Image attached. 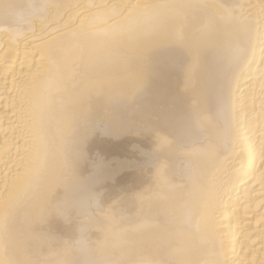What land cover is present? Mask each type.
<instances>
[{"label": "bare ground", "instance_id": "6f19581e", "mask_svg": "<svg viewBox=\"0 0 264 264\" xmlns=\"http://www.w3.org/2000/svg\"><path fill=\"white\" fill-rule=\"evenodd\" d=\"M0 264H264V0H0Z\"/></svg>", "mask_w": 264, "mask_h": 264}, {"label": "rangeland", "instance_id": "374dc122", "mask_svg": "<svg viewBox=\"0 0 264 264\" xmlns=\"http://www.w3.org/2000/svg\"><path fill=\"white\" fill-rule=\"evenodd\" d=\"M133 158V160H135V157H132Z\"/></svg>", "mask_w": 264, "mask_h": 264}]
</instances>
